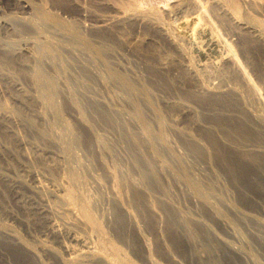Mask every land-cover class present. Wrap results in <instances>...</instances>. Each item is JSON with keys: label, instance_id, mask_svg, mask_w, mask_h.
I'll return each mask as SVG.
<instances>
[{"label": "rangeland", "instance_id": "rangeland-1", "mask_svg": "<svg viewBox=\"0 0 264 264\" xmlns=\"http://www.w3.org/2000/svg\"><path fill=\"white\" fill-rule=\"evenodd\" d=\"M84 238L264 264V0H0V264Z\"/></svg>", "mask_w": 264, "mask_h": 264}, {"label": "bare ground", "instance_id": "bare-ground-1", "mask_svg": "<svg viewBox=\"0 0 264 264\" xmlns=\"http://www.w3.org/2000/svg\"><path fill=\"white\" fill-rule=\"evenodd\" d=\"M253 1V0H252ZM256 3V2H255ZM236 4H238L237 2L236 3H234L233 5H235L236 6ZM250 4H251V2H250ZM258 4V3H257ZM257 4H255V5H257ZM230 5H232V4H230ZM232 5V6H233ZM251 5H253V4H251ZM241 6V5H240ZM240 6H239V4H238V7H234V9L236 8V9H238L239 10V8H240ZM259 24V23H258ZM246 25V24H245ZM253 25H257V24H255V22H254V24ZM260 25V24H259ZM243 26V25H242ZM248 27V26H247ZM254 27V26H253ZM262 27V26H261ZM236 29V28H235ZM41 49H43V47L41 46ZM237 64V63H236ZM37 79H38V81H48L49 83H53L54 81H53V79L52 78H48V77H46V75L43 73V72H41V71H39L38 73H37ZM51 105V107H54L55 108V111L57 112V108H56V105H54L53 103H51L50 104ZM54 110V109H53ZM65 127V126H64ZM66 127H68V126H66ZM66 130V129H65ZM68 134V133H67ZM66 138V137H65ZM68 148H70V147H68ZM70 151V150H69ZM71 154V153H70ZM41 185V184H40ZM43 185V184H42ZM42 188V187H41ZM65 190V189H64ZM67 191H68V189H67ZM69 192V191H68ZM63 193V192H62ZM67 193V192H66ZM61 198H63V199H65L66 201H71V196H70V193L68 194V195H65V193L64 194H62V197ZM70 198V199H69ZM68 202V203H69ZM70 203H72V201L70 202ZM65 204V203H64ZM73 205V204H72ZM68 206H70V205H68ZM64 207V206H63ZM62 207V208H63ZM65 207H67V206H65ZM72 207V206H71ZM64 210V209H63ZM75 211V210H74ZM72 212V211H71ZM75 213V212H74ZM76 215V214H75ZM74 216V215H73ZM76 217H77V215H76ZM76 217H75V219H76ZM69 220V219H68ZM65 221H67V220H65ZM71 221V220H70ZM74 221V220H73ZM74 223H76L75 221H74ZM74 223H72V224H74ZM78 223V222H77ZM87 225V224H86ZM89 225V224H88ZM87 225V226H88ZM53 231H54V228H53ZM56 231V230H55ZM54 231V232H55ZM57 232V231H56ZM16 236V235H15ZM85 239V238H84ZM88 239V238H87ZM87 239H85V240H82V242H83V244H82V247L81 248H68L67 250L69 251V254H70V257H69V259L68 260H66V264H77V263H80V261H83V260H93V259H105L106 260V263H108V264H113L114 262H113V260L111 261L110 259H108L110 256H107L108 258H105V256H104V253H105V251H103L102 249H100L99 247H96V246H94V245H92ZM67 248V247H66ZM115 249V248H114ZM113 249V250H114ZM66 250V251H67ZM115 251H116V253H117V251L118 250H116L115 249ZM119 252V251H118ZM113 253H114V251H113ZM120 253V252H119ZM119 253H117L119 256H120V254ZM106 254V253H105ZM108 254V253H107ZM115 254V253H114ZM116 254V255H117ZM119 256H117V258L119 257ZM120 258H121V256H120ZM117 260V262H118V260L119 259H116ZM116 260H115V263L114 264H116ZM120 262V261H119ZM122 262V261H121ZM120 262V263H121ZM64 264H65V262H63ZM119 263V264H120ZM118 264V263H117ZM122 264H126V263H124V261H123V263Z\"/></svg>", "mask_w": 264, "mask_h": 264}]
</instances>
